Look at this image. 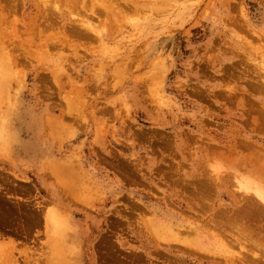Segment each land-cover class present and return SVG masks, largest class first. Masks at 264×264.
Segmentation results:
<instances>
[{
	"label": "rangeland",
	"instance_id": "rangeland-1",
	"mask_svg": "<svg viewBox=\"0 0 264 264\" xmlns=\"http://www.w3.org/2000/svg\"><path fill=\"white\" fill-rule=\"evenodd\" d=\"M6 1L0 43L17 65L0 95V199L11 198L9 213L0 210V255L10 239L18 264L23 252L33 264L54 257L42 217L53 211L70 223L61 225L67 264H221L195 251L193 235H183L193 249L172 241L163 227L181 218L206 222L203 249L239 254L213 217L244 205L249 172L230 149L264 144L253 124L264 114V0ZM60 170L71 197L55 183ZM209 177L241 202L215 184L208 202L196 200Z\"/></svg>",
	"mask_w": 264,
	"mask_h": 264
},
{
	"label": "bare ground",
	"instance_id": "bare-ground-1",
	"mask_svg": "<svg viewBox=\"0 0 264 264\" xmlns=\"http://www.w3.org/2000/svg\"><path fill=\"white\" fill-rule=\"evenodd\" d=\"M5 1V0H4ZM8 1V0H7ZM6 1V2H7ZM10 1V0H9ZM50 1V0H49ZM52 1V0H51ZM72 1H86V0H72ZM87 1H89V0H87ZM91 1V0H90ZM99 1V0H98ZM106 1H108V0H106ZM112 1H125V0H112ZM127 1H137V0H127ZM11 3V2H10ZM78 3V2H77ZM84 3V2H83ZM13 4V3H12ZM82 4V3H81ZM7 5V4H6ZM9 5V4H8ZM83 5V4H82ZM121 5V4H120ZM124 5V4H123ZM126 5V4H125ZM132 5V4H131ZM13 6V5H12ZM15 6V5H14ZM14 6H13V9H14ZM56 6V5H55ZM128 6H130V5H128ZM69 7V6H68ZM132 7V6H131ZM130 7V8H131ZM12 8V7H11ZM2 9H3V12H4V8L2 7ZM1 10V9H0ZM2 11V10H1ZM6 18V15H2L1 13H0V31L2 30V28H3V25H2V20H4ZM80 26H81V24H80ZM84 26V25H83ZM82 28V27H81ZM75 30V29H74ZM77 30V29H76ZM82 33V32H81ZM79 35V34H78ZM82 35V34H81ZM93 38V37H92ZM5 40V39H4ZM7 40V39H6ZM8 43V42H7ZM11 47V46H10ZM12 52V50H8L7 49V46H6V44H5V42L4 41H2L1 43H0V95L1 94H7L8 92H9V90L11 89V85H12V83L10 82V79H12V78H14V76H15V72H13V70H14V68H15V66L17 65V55L15 56L14 55V53L12 54L11 53ZM19 56V55H18ZM262 71H264V66L262 67ZM260 73H262L261 71H259ZM11 73V74H10ZM262 76H264V74L262 73L261 74ZM258 77V78H261V79H263L264 77ZM253 78V77H252ZM14 80H16L15 78H14ZM14 80H12V81H14ZM258 81V80H257ZM262 81H264V80H262ZM261 82V81H260ZM258 84V83H257ZM253 86V85H252ZM254 87V86H253ZM263 88V87H262ZM260 91V90H259ZM262 91V90H261ZM263 91H264V89H263ZM257 92V91H256ZM263 93V92H262ZM3 97V96H2ZM1 99V98H0ZM71 102H73V101H71ZM251 102V101H250ZM253 102V101H252ZM254 103H256V102H254ZM253 103V104H254ZM2 104V103H1ZM0 104V105H1ZM73 104V103H72ZM246 104V103H245ZM248 104H250V103H248ZM75 105V104H74ZM250 106V105H249ZM259 106V105H258ZM1 108H2V106H1ZM250 108V107H249ZM263 109V108H262ZM262 109H261V112H262V114L264 113V111H262ZM253 111H254V108L252 109ZM260 110V109H259ZM2 114V113H1ZM257 114V113H256ZM258 116H259V113H258ZM8 117V116H7ZM0 118H1V116H0ZM4 118H5V116H4ZM3 118V119H4ZM25 118V117H24ZM5 120H7L6 118H5ZM2 121V120H1ZM4 121V120H3ZM20 122H21V124H23L22 123V120H20ZM52 124V129H53V126H54V124L51 122V123H48V125H51ZM253 124H254V129L256 130V132H258L259 134H261V135H263V136H261L262 137V139H263V141H264V114L260 117H258V118H256L254 121H253ZM47 125V124H46ZM47 125V126H48ZM3 125H2V123H1V126L0 127H2ZM21 126H23V125H21ZM14 127V126H13ZM5 128V127H4ZM1 130H2V128H0ZM7 129V128H6ZM44 131V130H43ZM47 132V131H46ZM54 132V131H53ZM36 135H39V131H37V133H35ZM47 134V133H46ZM50 134V133H49ZM52 134V133H51ZM54 134V133H53ZM55 136V135H54ZM241 136V135H240ZM53 137V136H52ZM57 137H59V136H57ZM248 138V137H247ZM37 139V138H36ZM61 139V138H60ZM246 139V138H245ZM251 139V138H250ZM238 141V140H237ZM248 141H250V140H248ZM253 141H251V142H242V145H243V147H241L242 149H244V147H246V148H248V152L245 154V151H243V152H241V150L239 151L238 150V147L237 146H234L233 145V148H231L230 149V152H231V154L230 155H232V158H233V160L234 161H240L241 163L239 164L244 170H246V171H244V172H246V173H248L249 174V178H248V176L246 177V175L244 176V180L243 181H246V183L245 184H242L241 182H239V185L241 184V185H243V186H240L239 187V191L241 190V191H244L243 193H242V195H243V197H242V195H241V197H242V199L243 200H241L243 203H244V205L243 206H237V209H235V210H229L228 208H225V209H221L222 211H220L218 214H216L213 218H217L216 220H218V222L221 224V226H219V227H221V228H224V227H227L228 228V230H230L231 232H232V235H233V239L235 240V243H232L233 241H230V240H232V239H230V237H226L227 235H224V237L223 238H225L224 240H226V241H228V239L227 238H229L230 240L228 241V243L231 245V246H233L234 248L236 247V245L237 246H239L238 248H240V253L239 254H236L235 252H233L232 250H229L228 249V247L227 246H225V248H224V251L221 253V252H218L217 251V253H216V251L214 252H212L210 249H208V248H202V247H200V243H201V241L199 242V240L200 239H202L203 237H204V232H206V231H204V229H203V226L205 225L206 226V222L204 223V225H203V223H202V225L201 226H198L197 224H187V223H185V220H183L182 218L180 219V220H178V219H176L177 221H175V220H173L172 222H170L171 223V228H169V226H168V223H167V226H164L163 228L164 229H169V235L171 236L170 238L171 239H173L172 241H174V242H178V243H181V244H183V245H185L184 246V248H185V250L187 249L186 248V246H189V247H191V248H189V249H193V247L190 245V244H188L189 242H188V240L185 238H183L184 236L183 235H185V233L186 234H189V237H190V235L192 236L193 235V237L195 236L196 237V240H197V242L198 243H196L195 245L196 246H198L196 249H195V251L198 253V251H199V253L201 252V251H205V250H207L208 252H209V254L211 253V254H214V255H216V257L215 258H217L218 256H220V257H222V258H224L223 259V263L225 262V263H227V264H237V257H239L240 259L239 260H241V262L243 261V259H245L244 261H243V263H245V264H264V238L261 236V233H264V144H263V146L261 145H259L258 143H252ZM245 143H247V144H245ZM240 144H241V141H240ZM227 150H229V149H227ZM226 150V152H228ZM227 155H229V154H227ZM225 157V156H224ZM207 158V157H206ZM206 158H205V160H206ZM208 159V158H207ZM226 159H227V157H226ZM200 161V160H199ZM227 161H229V160H227ZM53 162V161H52ZM54 163H56V162H54ZM57 163H59V162H57ZM56 163V164H57ZM52 164V163H51ZM55 164V166H56V169H57V166L58 167H60L61 166V164H60V166L59 165H56ZM204 164H206V163H204ZM47 165H48V163H47ZM208 165V164H207ZM249 165V166H248ZM63 166H64V164H63ZM204 167V165H202V168ZM206 167V166H205ZM252 167V168H251ZM52 168H53V165H52ZM65 168L66 169H68L67 168V166H65ZM200 168V167H199ZM232 168V167H231ZM251 170H250V169ZM64 169V168H63ZM65 169V170H66ZM206 169V168H205ZM240 170H241V168H239ZM65 170H60L59 171V175H57V182H55V183H57L56 185L57 186H60L61 187V189H67L68 191H66L65 193H67V194H69V193H71V196H73L74 195V193L75 192H73L74 191V187L75 186H73L74 185V183L72 184L71 183V181H70V179H68V177H71L70 175H68V173L65 171ZM179 170V169H178ZM202 171H203V169H201ZM207 170V169H206ZM205 170V171H206ZM222 170V169H221ZM232 170V169H231ZM181 171V170H180ZM180 171H178V172H180ZM201 171V172H202ZM211 171V170H210ZM226 171H227V169H226ZM176 172V171H175ZM198 172V171H197ZM51 173V175L53 174L52 172H50ZM180 174V173H179ZM205 174V173H204ZM208 174V173H207ZM244 174V173H243ZM252 174H253V178H250V176L252 177ZM213 175V174H212ZM241 175V174H240ZM54 178H56L55 177V174H54V176H53ZM206 177V176H205ZM217 177V176H216ZM241 177H243V176H241ZM46 178V177H45ZM53 178V179H54ZM190 178V177H189ZM239 178V177H238ZM48 179V178H47ZM71 179H72V177H71ZM182 179V178H181ZM236 179V178H235ZM246 179V180H245ZM178 180V179H177ZM42 181H44V183H45V179L43 178L42 179ZM54 181H55V179H54ZM172 181V180H171ZM187 181V180H186ZM200 182H201V180H199ZM198 181V182H199ZM239 181V180H238ZM48 181L46 180V183H47ZM192 182V181H191ZM197 182V183H198ZM204 182V183H203ZM223 182H224V180H222V177H219V178H215V179H211V177H209V178H207V179H205L204 180V178H203V180H202V182L200 183V185H202L203 187H202V190H201V192H202V194L200 193V191L198 192V193H200L201 195L200 196H198L197 195V193H196V196H197V199L196 200H200L201 202H203L204 203V201H207L208 199H207V197H208V195H206L205 193H208L209 191H207L209 188H211L214 184H215V187L217 188V190L219 191V190H221V193H220V195L219 196H221V198H228L230 201H231V203H233L234 205H238V204H235V203H238L239 201H240V197H238V195L236 196V194H234V193H232L231 194V197L229 196V193H228V195H226V194H224V192H227V190H224V189H222V187H223ZM235 182V181H234ZM237 182V181H236ZM173 183H175V181L173 182ZM172 183V184H173ZM179 183V182H178ZM193 183H194V181H193ZM206 183V184H205ZM225 184H226V182H224ZM231 183V182H230ZM230 183H228V184H230ZM189 184H190V182H189ZM192 184V183H191ZM205 184V185H204ZM249 184H253V185H249ZM255 184V185H254ZM177 185H179V184H177ZM176 185V186H177ZM195 185V184H194ZM197 185V184H196ZM200 185H199V187H200ZM234 184L232 183V185L231 186H233ZM237 185V184H236ZM235 185V186H236ZM238 185V186H239ZM246 185V186H245ZM47 186V185H46ZM180 186V185H179ZM193 186V185H192ZM231 186H230V188H231ZM44 187V186H43ZM59 187V188H60ZM229 187V186H228ZM246 187V188H245ZM193 188H195V186L193 187ZM197 188V187H196ZM201 188V187H200ZM233 188V187H232ZM20 190L22 189V188H19ZM18 189V190H19ZM57 189V188H56ZM61 189H59V190H61ZM198 189V188H197ZM197 189H196V191H197ZM15 190H17V188L15 189ZM17 190V191H18ZM76 190V189H75ZM194 190V189H193ZM199 190V189H198ZM236 190V189H235ZM238 190V189H237ZM236 190V191H237ZM63 192H64V190H62ZM195 191V190H194ZM204 191H206V192H204ZM233 191V190H232ZM191 192V191H190ZM212 192V191H211ZM230 192V191H229ZM6 193V192H5ZM189 193V192H188ZM194 193V192H193ZM2 194V193H1ZM215 194V193H214ZM213 194V195H214ZM63 195V194H62ZM2 196V195H1ZM1 196H0V198H1ZM66 196V195H65ZM69 196H70V194H69ZM70 196V197H71ZM193 196V195H192ZM215 196V195H214ZM5 197H7V196H5ZM12 197V196H11ZM70 197H68V198H70ZM239 199H238V198ZM8 198H10V197H8ZM7 198V200L5 201V200H1L0 199V210L1 209H4V210H6L8 213H9V209H10V207L8 206L9 204H8V202L9 201H11V198H10V200ZM16 198V197H15ZM61 198V197H60ZM62 199H64V197L62 198ZM211 199V198H210ZM58 200V199H57ZM69 200V199H68ZM8 201V202H7ZM18 201H19V199H18ZM199 201V202H200ZM240 201V202H241ZM208 202V201H207ZM10 203V202H9ZM18 203H20V202H18ZM65 203H67V202H65ZM76 204H78L77 202H76ZM59 205V204H58ZM65 205V204H64ZM194 205V204H193ZM200 205V204H199ZM207 205H209V203L207 204ZM241 205V204H240ZM17 206H18V204H17ZM203 206V205H202ZM21 207V206H20ZM20 207H19V209H20ZM62 207V206H61ZM60 207V208H61ZM67 207V206H66ZM194 207H196V206H194ZM204 207H206V204H205V206ZM25 208V207H24ZM18 209V210H19ZM22 209V208H21ZM27 209H28V207H27ZM32 209V208H31ZM216 209V208H215ZM218 209V208H217ZM191 210H193V209H191ZM198 210V209H197ZM200 210H201V208H200ZM203 210H205V208L203 209ZM6 211H4V213L6 212ZM13 211V210H12ZM11 211V212H12ZM59 211V210H58ZM65 211V210H64ZM195 211V210H194ZM2 213H3V211H2ZM2 213L0 212V215H2ZM43 213V212H42ZM42 213H38V214H42ZM192 213V212H191ZM6 214L7 213H5L4 215H2L3 216V218H5L4 216H6ZM12 213H10V215H11ZM192 214H194V213H192ZM191 214V215H192ZM16 216V215H15ZM20 216V215H19ZM34 216H36L37 217V213H35L34 214ZM44 216V217H43ZM194 216V215H193ZM42 217L44 218L43 220L45 221L46 220V224L47 225H45V234L47 235V236H49L50 234H52V233H54V237L53 236H51V238H52V241L54 242V244L55 245H58L57 246V254L54 256V257H52V255L51 256H47V258L45 259L46 260V262H45V264H67V254H66V252H65V249H64V246H63V244L60 242L61 241V238L63 239L64 237H63V231L61 232V225L63 226V228H68L69 226H70V223H68V219H67V217L65 216V215H63V216H61V214L60 213H58L57 211H53V212H51V213H44V214H42ZM37 218H40V217H37ZM178 218V217H177ZM194 218V217H193ZM2 219V218H1ZM14 219V218H13ZM174 219V218H173ZM201 219H202V217H201ZM5 220V219H4ZM216 220H213V221H215V223L216 224H219L218 222H216ZM198 221V220H197ZM242 221V223H243V221L244 222H246V224L247 223H249L247 226L248 227H246V226H244V223L243 224H241L240 222ZM203 222H204V220H203ZM63 223H64V225H63ZM173 223H176L175 225H173ZM212 223V222H211ZM214 223V224H215ZM209 224V223H208ZM245 224V225H246ZM210 225V224H209ZM260 225V226H259ZM211 227V226H210ZM2 229V228H1ZM65 229V230H66ZM207 229V228H206ZM68 230H69V228H68ZM227 230V231H228ZM204 231V232H203ZM227 231H225L226 233H227ZM11 233V232H10ZM229 233V232H228ZM10 235V234H9ZM66 237H69V235L67 234L66 236H65V238ZM0 238H2V239H4L5 240V238H3V236L0 234ZM55 241H54V240ZM261 239H263V240H261ZM1 240V239H0ZM8 240V239H7ZM64 240V239H63ZM217 240V239H216ZM56 242V243H55ZM231 242V243H230ZM233 244V245H232ZM235 244V245H234ZM158 245V244H157ZM156 245V246H157ZM183 245H181L182 247H183ZM229 245V246H230ZM16 246H17V244L15 243V241H13V240H10L9 239V242H7V243H5V247L6 248H8V250H9V253H7L6 254V256L3 254V255H0V264H18V261L20 260L18 257H16V253H14V251L16 252ZM177 246H178V248H181V246H180V244L179 245H170V247L171 248H177ZM1 248V247H0ZM222 248V247H221ZM2 249L3 250H5V248L4 247H2ZM1 249V250H2ZM201 249V250H200ZM7 251V249L5 250V252ZM51 251V250H50ZM187 251H189V250H187ZM193 251V250H192ZM191 251V252H192ZM2 252V251H1ZM206 252V251H205ZM207 252V253H208ZM18 253V252H17ZM23 254H24V256H25V259H26V263L27 264H33V260H31V258L29 257V260H28V258H27V255H26V252H23ZM244 255V256H246V257H243L242 259H241V257L240 256H242V255ZM45 255V254H44ZM200 256V255H199ZM204 256V255H203ZM210 258V257H209ZM19 259V260H18ZM212 259H214V258H212ZM208 260H211V259H208ZM215 260H220L219 259V257L217 258V259H214L213 261H215ZM250 262H249V261ZM248 261V262H247ZM221 262V261H220ZM221 262V264H223ZM240 262V261H239ZM238 262V263H239ZM215 263H216V261H215ZM219 263V262H218ZM217 264V263H216ZM242 264V263H241Z\"/></svg>",
	"mask_w": 264,
	"mask_h": 264
}]
</instances>
